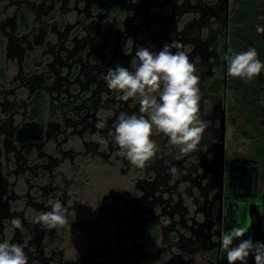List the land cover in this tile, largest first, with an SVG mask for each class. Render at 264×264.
I'll use <instances>...</instances> for the list:
<instances>
[{
  "label": "flooded vegetation",
  "instance_id": "flooded-vegetation-1",
  "mask_svg": "<svg viewBox=\"0 0 264 264\" xmlns=\"http://www.w3.org/2000/svg\"><path fill=\"white\" fill-rule=\"evenodd\" d=\"M238 2L0 0V239L22 243L28 264H228L224 232L264 240V86L244 90L225 59L253 46L232 21ZM170 40L196 63L209 127L189 154L154 135L160 151L137 169L95 140L140 107L103 77L130 67L139 45ZM52 199L69 209L68 226L34 222Z\"/></svg>",
  "mask_w": 264,
  "mask_h": 264
},
{
  "label": "clouds",
  "instance_id": "clouds-1",
  "mask_svg": "<svg viewBox=\"0 0 264 264\" xmlns=\"http://www.w3.org/2000/svg\"><path fill=\"white\" fill-rule=\"evenodd\" d=\"M256 32L264 34V23L256 25ZM153 48L139 45L130 67L115 64L107 68L103 77L107 87L116 90L121 101L136 98L140 107L131 114L120 112L108 134L95 137L104 150L109 144L117 145L118 155L137 169L145 168L158 155L160 145L152 138L154 135L162 134L169 147L179 146L181 153L189 154L201 146L209 127L200 115L202 94L194 59L177 40L165 42L159 50ZM225 59L227 73L232 77L251 80L264 71V60L253 46L226 55ZM96 127L104 129L106 121H97ZM47 205L48 210L41 212L34 222L49 229L69 225V209L61 200H48ZM13 226L14 230L21 228V221L14 220ZM245 231V227H234L220 238L228 264H248L249 255L255 264H264V240L251 235L239 239ZM237 239L239 242L234 244ZM28 259L22 243L0 239V264H28Z\"/></svg>",
  "mask_w": 264,
  "mask_h": 264
},
{
  "label": "trees",
  "instance_id": "trees-1",
  "mask_svg": "<svg viewBox=\"0 0 264 264\" xmlns=\"http://www.w3.org/2000/svg\"><path fill=\"white\" fill-rule=\"evenodd\" d=\"M263 4L264 2H262L261 0H239L234 15L232 17L233 23L244 26L247 30L246 34L253 36L252 39L253 47L257 49L259 58L261 60H264V37H261L254 33V26L258 22V17L263 9ZM241 38L243 42L247 41L246 36ZM241 38L233 36V40L235 39L237 40ZM241 85L244 90L250 89L252 87L264 86V75L261 72L258 76H255L251 80L242 79ZM250 121L255 126H258L257 119L254 116L253 111L250 113ZM258 161L264 167V137L261 145V151L258 156ZM261 195H262V202H261L262 219L264 222V187L262 189Z\"/></svg>",
  "mask_w": 264,
  "mask_h": 264
},
{
  "label": "water",
  "instance_id": "water-1",
  "mask_svg": "<svg viewBox=\"0 0 264 264\" xmlns=\"http://www.w3.org/2000/svg\"><path fill=\"white\" fill-rule=\"evenodd\" d=\"M263 75H264V71H262ZM262 106H263V109H264V95H263V103H262ZM250 174L246 175L245 176V179H244V190L246 189H250L251 187V184H250V178H249ZM247 192H243V194H246ZM256 212L255 210V204H251L250 207H249V210H248V222L251 221L252 219V216L253 214ZM252 226V225H250ZM253 227V226H252Z\"/></svg>",
  "mask_w": 264,
  "mask_h": 264
},
{
  "label": "rangeland",
  "instance_id": "rangeland-1",
  "mask_svg": "<svg viewBox=\"0 0 264 264\" xmlns=\"http://www.w3.org/2000/svg\"><path fill=\"white\" fill-rule=\"evenodd\" d=\"M261 1L264 2V0H261ZM262 13H264V4H263ZM260 22H264V16L262 17V19L260 20Z\"/></svg>",
  "mask_w": 264,
  "mask_h": 264
}]
</instances>
